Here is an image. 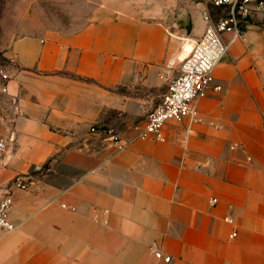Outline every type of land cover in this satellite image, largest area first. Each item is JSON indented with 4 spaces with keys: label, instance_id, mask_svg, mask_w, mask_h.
I'll return each instance as SVG.
<instances>
[{
    "label": "crops",
    "instance_id": "obj_1",
    "mask_svg": "<svg viewBox=\"0 0 264 264\" xmlns=\"http://www.w3.org/2000/svg\"><path fill=\"white\" fill-rule=\"evenodd\" d=\"M182 1L99 0L79 29L11 42L0 202L17 228L0 230V264H264V11L217 66L202 123L122 151L90 133L126 140L147 120L207 27L208 1ZM26 174L32 190L12 187Z\"/></svg>",
    "mask_w": 264,
    "mask_h": 264
},
{
    "label": "built area",
    "instance_id": "obj_2",
    "mask_svg": "<svg viewBox=\"0 0 264 264\" xmlns=\"http://www.w3.org/2000/svg\"><path fill=\"white\" fill-rule=\"evenodd\" d=\"M193 3L197 0H191ZM218 11H225V16L212 14L210 8L204 12L207 27L203 35L182 52L176 74H166L167 90L155 107L148 114L144 123L132 127L134 134L124 139L111 126H92L90 133L99 135L104 142L122 151L132 143L141 140L164 141V127L168 123H181L189 120L191 123H202L198 110V102L208 92H219L221 86H213L217 66L229 54L232 45L244 39V29L253 15L264 11V0H210ZM228 36L226 39L225 36ZM10 77L1 71L2 91L7 92L6 82ZM5 148V142H0V150ZM49 171L46 166H36L35 172ZM35 179L32 174L18 175L12 181V187L29 191L33 189ZM217 199L211 200L212 204ZM12 200L6 197L0 202V230L12 232L17 227L10 219ZM237 236L234 232L231 238ZM155 256L165 263H170L171 257L157 251Z\"/></svg>",
    "mask_w": 264,
    "mask_h": 264
},
{
    "label": "rangeland",
    "instance_id": "obj_3",
    "mask_svg": "<svg viewBox=\"0 0 264 264\" xmlns=\"http://www.w3.org/2000/svg\"><path fill=\"white\" fill-rule=\"evenodd\" d=\"M207 1L212 14L226 15ZM98 3L99 0H0V142L13 129V100L2 91L1 80V71L8 73L12 66L7 56L11 42L21 36H43L57 27L79 29ZM183 4L188 5L185 1ZM175 16L179 23L176 30L186 29L187 20L181 13Z\"/></svg>",
    "mask_w": 264,
    "mask_h": 264
}]
</instances>
